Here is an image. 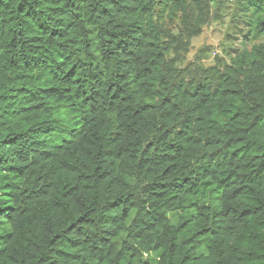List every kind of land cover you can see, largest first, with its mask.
Returning a JSON list of instances; mask_svg holds the SVG:
<instances>
[{"label":"trees","instance_id":"16d2710c","mask_svg":"<svg viewBox=\"0 0 264 264\" xmlns=\"http://www.w3.org/2000/svg\"><path fill=\"white\" fill-rule=\"evenodd\" d=\"M221 1L0 0V264H264V0L181 63Z\"/></svg>","mask_w":264,"mask_h":264},{"label":"rangeland","instance_id":"374dc122","mask_svg":"<svg viewBox=\"0 0 264 264\" xmlns=\"http://www.w3.org/2000/svg\"><path fill=\"white\" fill-rule=\"evenodd\" d=\"M249 13L242 0H222L213 7L210 22L198 36L191 39L181 63L194 62L207 66L214 63L216 58L227 60L228 54L237 49L238 38L246 33L244 20ZM167 27L176 28V22L168 23ZM259 42H264V35L246 47L250 48L253 43Z\"/></svg>","mask_w":264,"mask_h":264}]
</instances>
